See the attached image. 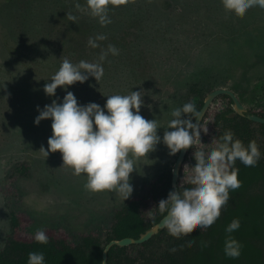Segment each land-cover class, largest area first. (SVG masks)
Returning <instances> with one entry per match:
<instances>
[{"label": "rangeland", "instance_id": "obj_1", "mask_svg": "<svg viewBox=\"0 0 264 264\" xmlns=\"http://www.w3.org/2000/svg\"><path fill=\"white\" fill-rule=\"evenodd\" d=\"M86 9V0H0V249L10 234L11 210L24 216V238L40 229L55 231L71 244L83 236L104 237L115 211L130 197L143 196L151 180L174 167L179 153L170 155L162 138L175 108L229 89L248 111L264 113V9L252 7L240 15L224 0H126L109 5L111 23L104 26ZM97 34L107 39L91 48L89 37ZM109 44L119 54L103 62L102 79L90 77L67 90L81 105L102 107L105 95L143 92L140 113L157 120L161 142L136 160L130 176L134 190L125 201L108 190H86V174L61 167L59 151L46 157L40 149L48 148L52 120L34 122L37 106L42 109L66 95L63 87L54 97L43 90L62 60L97 62ZM228 105L219 98L212 110L221 112ZM205 123L208 131L202 132L201 142L196 140L185 163L189 168L182 170L185 181L196 148L214 147L212 120ZM21 164L29 167L22 177L15 172Z\"/></svg>", "mask_w": 264, "mask_h": 264}, {"label": "clouds", "instance_id": "obj_2", "mask_svg": "<svg viewBox=\"0 0 264 264\" xmlns=\"http://www.w3.org/2000/svg\"><path fill=\"white\" fill-rule=\"evenodd\" d=\"M123 3L126 0H86V10L104 26L111 23L109 5L119 6ZM224 4L240 15L256 6L264 9V0H224ZM76 7L80 9L81 5L77 3ZM67 16L71 21H76L71 13H67ZM106 39V35L97 34L89 37L88 45L99 48L98 41ZM109 54L118 55V48L109 44L107 49L101 50L97 62L80 60L74 64L64 58L59 69L44 84L43 90L46 95L54 97L57 88L63 87L66 95L62 101L54 99L42 109L37 106L39 115L34 122L39 125L44 119L52 120L53 134L48 138V148L40 149L46 157L59 151L63 161L61 167L71 168L77 176L86 174V190H108L125 201L134 190L130 176L137 170L136 160L154 151L161 142L157 134V120H148L140 113L144 104L143 92L132 90L127 95L103 94L107 100L102 107L95 102L81 105L74 93L67 90L68 86L76 82L84 83L90 77L99 82L104 75L103 62ZM192 113L197 115L194 117ZM184 114H187V119L182 118ZM201 114V109L193 102L171 111L173 118L169 120L162 138L170 155H176L186 146L194 144L197 139L200 140L202 132L208 131L209 124L203 123L204 116L201 118ZM210 144L215 145L211 150L201 146L194 152L196 162L194 167H190L189 173L192 183L188 184L184 179L178 188H173L167 198L160 200L155 207L163 217L164 227L175 235L186 234L197 227L201 230L211 227L221 215L222 207L228 203L230 190L241 186L236 161L251 167L261 158L255 140L245 145L235 138L230 129L219 138L213 137ZM184 167L185 171L189 168L188 165ZM239 227L240 220L234 219L225 231L231 234ZM34 239L42 244L49 241L43 229L35 232ZM193 242L191 239L188 241L189 244ZM241 248L238 240L231 235L226 237V256L238 258ZM27 264H45L44 253L29 252Z\"/></svg>", "mask_w": 264, "mask_h": 264}, {"label": "trees", "instance_id": "obj_3", "mask_svg": "<svg viewBox=\"0 0 264 264\" xmlns=\"http://www.w3.org/2000/svg\"><path fill=\"white\" fill-rule=\"evenodd\" d=\"M219 98L227 99L228 107L221 112L213 111L211 107L203 123L212 120V137L219 138L230 129L235 138L245 145L255 140L261 152L259 162L246 167L239 160L236 161L241 186L230 190L228 203L222 207L221 215L211 227L203 230L197 227L181 235H175L165 228L141 245L114 246L108 252L107 264H264V124L255 123L246 116L230 117L234 113L233 100L227 95L216 100ZM195 104L201 109L204 98ZM248 113L264 117L263 112L253 109H249ZM191 115L195 117L197 114ZM184 118L187 119V114ZM195 146L196 141L189 147L182 170ZM28 170L26 164L15 168L20 177L26 175ZM172 170L151 180L143 196L130 197L116 210L111 229L104 237L83 236L78 244H71L52 230L45 231L49 238L47 244L36 242L34 237H22L20 229L24 216L11 210L10 234L0 249V264H27L29 252H43L45 264H103L104 250L109 242L137 239L163 219L155 207L173 189ZM183 182L180 175L179 186ZM185 182L192 183L190 179ZM234 219L240 220V227L229 234L225 229ZM228 235L242 245L238 258L225 255L224 244ZM190 239L194 241L191 244L188 243Z\"/></svg>", "mask_w": 264, "mask_h": 264}, {"label": "water", "instance_id": "obj_4", "mask_svg": "<svg viewBox=\"0 0 264 264\" xmlns=\"http://www.w3.org/2000/svg\"><path fill=\"white\" fill-rule=\"evenodd\" d=\"M222 95H227L233 100L234 113L231 114L230 117H235L236 115L246 116L249 120H251L255 123L264 124V117L258 116L256 114H249L248 108L246 106H244L241 103V101L239 100V98L237 97V95L229 89H216V90L210 92L205 97L203 107L201 108V111H202L201 118H203V116L205 118L207 112L212 107L215 100ZM189 147H190V145L186 146L185 149H182L179 152L178 157L176 159V162L174 164V167L172 170V187L173 188L179 187L181 170H182V166L185 162V159L187 157ZM165 228L166 227H164L162 220H161L158 224H156L155 226H153L152 228L147 230L145 233L141 234L140 237L137 239L124 238L122 240H118V241L113 240V241L109 242L107 244L105 250H104L103 264H107L108 252L110 251V249L112 247H114V246L128 247V246H132V245H141V244L149 241L150 239H152L155 235H157L160 231L164 230Z\"/></svg>", "mask_w": 264, "mask_h": 264}]
</instances>
